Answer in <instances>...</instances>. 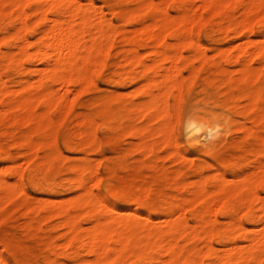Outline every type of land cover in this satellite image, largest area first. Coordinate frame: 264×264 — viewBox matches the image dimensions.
Here are the masks:
<instances>
[{
	"label": "rangeland",
	"instance_id": "374dc122",
	"mask_svg": "<svg viewBox=\"0 0 264 264\" xmlns=\"http://www.w3.org/2000/svg\"><path fill=\"white\" fill-rule=\"evenodd\" d=\"M0 187V264H264V0H0Z\"/></svg>",
	"mask_w": 264,
	"mask_h": 264
},
{
	"label": "bare ground",
	"instance_id": "6f19581e",
	"mask_svg": "<svg viewBox=\"0 0 264 264\" xmlns=\"http://www.w3.org/2000/svg\"><path fill=\"white\" fill-rule=\"evenodd\" d=\"M62 27V26H61ZM66 26H64V27H62V29H59V31H57V34H51L52 36H53V38L51 39V42L49 41V43H48V45H50V46H52L53 47V49L55 50V53H59L60 55H62L63 56V46L64 45H68V43H71L70 41H71V39H70V28L68 27V29H67V27H66V30L65 29H63V28H65ZM55 33V32H54ZM51 36V37H52ZM47 37H48V35H47ZM46 42V41H45ZM175 43H176V41H175ZM44 44V43H43ZM69 49H73L74 48V46H73V44L72 45H70L69 47H68ZM40 49V48H39ZM45 52V51H44ZM43 52V53H44ZM52 52H54V51H52ZM46 53V52H45ZM58 54V55H59ZM45 55V54H44ZM64 57V56H63ZM164 57V56H163ZM60 58L64 61L65 59H67V63H68V60L70 59V57L69 58H62L61 56H60ZM165 58V57H164ZM169 58V57H168ZM22 59V58H21ZM134 59V58H133ZM169 59H171V58H169ZM173 60V59H172ZM61 61V60H60ZM66 61V60H65ZM250 61V60H249ZM59 62V61H58ZM61 63H62V61H61ZM160 101V100H159ZM158 101V102H159ZM161 102V101H160ZM158 105V104H157ZM157 107V106H156ZM195 125V124H194ZM196 126H194L193 127V129L192 130H194V128H195ZM196 130V129H195ZM195 130H194V132H195ZM200 130V129H199ZM198 132V131H197ZM200 134V133H199ZM195 143V142H194ZM19 173V172H18ZM17 175V174H16ZM19 175V174H18ZM222 176V175H221ZM19 177V176H18ZM223 178V177H222ZM242 178V177H241ZM81 182V181H80ZM222 182V181H221ZM220 182V183H221ZM202 183V182H201ZM18 187H20V186H18ZM0 189H2L3 190V188L2 187H0ZM1 191V190H0ZM21 191V190H20ZM98 198V197H97ZM226 213V212H225ZM67 221H70V220H67ZM70 223H72V222H70ZM239 223V222H238ZM171 226L172 225H170V226H168V229H170L171 228ZM99 227V226H98ZM92 228H93V226H92ZM245 229V228H244ZM91 230V229H90ZM189 231V230H188ZM78 232V231H77ZM106 233L105 232V230L104 229H102V228H96V230L95 231H93V229H92V231H90V234L87 236L88 237V241H90L91 240V242H88L89 244H91V246L90 245H88V246H90V250L92 251V252H94L95 253V255H99L98 253H100V250L99 249H101L100 248V246H101V244H97V245H99V248L97 247V245H92L94 242V244H96V240H97V236L99 235V237L103 240L104 238L102 237L103 236V234L102 233ZM187 232V231H186ZM182 233H183V231H182ZM100 234H101V236H100ZM181 234V233H180ZM190 234H192V233H190ZM193 235V234H192ZM123 236V235H122ZM195 236H196V234H195ZM262 236V235H261ZM98 237V238H99ZM105 237V236H104ZM152 238V237H151ZM153 238L155 239V237L153 236ZM152 238V239H153ZM199 238V237H198ZM259 238V237H258ZM96 239V240H95ZM101 239H99V241L101 240ZM125 239V238H124ZM151 239V240H152ZM261 239H263V238H261ZM264 240V239H263ZM126 241V240H125ZM258 241V240H257ZM262 241V240H261ZM68 242V241H67ZM93 242V243H92ZM84 242H82V244H83ZM99 243V242H98ZM259 243V242H258ZM257 243V244H258ZM256 245V244H255ZM84 246H86L85 244H84ZM105 248V247H104ZM89 249V248H88ZM99 250V251H98ZM162 250V249H161ZM166 250V249H165ZM164 250V251H165ZM168 251H169V249H168ZM166 252V251H165ZM103 253H105V252H103ZM227 253V252H226ZM119 254V253H118ZM96 256V257H97ZM227 256V254L225 255V257ZM111 257V256H110ZM121 258H123L122 256H121ZM235 258V257H234ZM97 259V258H96ZM221 259V258H220ZM223 259V258H222ZM236 259V258H235ZM234 259V260H235ZM1 260V259H0ZM234 260H232V261H234ZM260 260V259H259ZM225 261V260H224ZM95 262V264H96V261H94ZM93 262V263H94ZM98 262V261H97ZM222 262V261H221ZM98 264H100V263H98ZM122 264V263H121ZM221 264V263H220Z\"/></svg>",
	"mask_w": 264,
	"mask_h": 264
}]
</instances>
